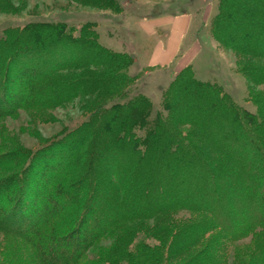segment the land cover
<instances>
[{
  "label": "trees",
  "instance_id": "obj_1",
  "mask_svg": "<svg viewBox=\"0 0 264 264\" xmlns=\"http://www.w3.org/2000/svg\"><path fill=\"white\" fill-rule=\"evenodd\" d=\"M81 1L115 8L113 0ZM209 33L247 60L239 71L254 113L190 64L156 103L129 74L133 56L102 46L88 23L0 30V120L71 100L87 115L33 151L0 150V192L9 185L0 235L33 264H79L103 239L112 248L100 264H226L228 248L246 238V264H264V0H220ZM100 194L102 220L88 230ZM181 211L190 217L176 218ZM144 223L112 238L120 226Z\"/></svg>",
  "mask_w": 264,
  "mask_h": 264
},
{
  "label": "rangeland",
  "instance_id": "obj_2",
  "mask_svg": "<svg viewBox=\"0 0 264 264\" xmlns=\"http://www.w3.org/2000/svg\"><path fill=\"white\" fill-rule=\"evenodd\" d=\"M3 1V5L0 4V30L41 21L65 22L74 27L85 23L92 25L102 46L114 53H129L133 56L134 65L129 74L137 76L135 85L145 89L146 94L153 97L156 103L159 102L160 88L167 87L174 73L190 64L201 80L225 83L231 88L238 105L249 112H255V105L246 101V80L239 71L247 66V60L218 45L209 33V24L220 0H113L115 8L107 5L98 7L81 0ZM184 17H187L190 24L187 34L180 41L176 58L168 66H151L149 62L153 52L164 47L167 42L169 21ZM183 53L184 56H181ZM83 108L82 102L71 100L61 107L40 114L16 112L12 117L0 120V133L3 132L0 134V150L8 151L15 147L27 153L35 150L63 131L85 121L87 115ZM8 187L5 184L0 192L1 202ZM101 197L100 194L94 204L96 219L104 209ZM209 197L207 203L211 201L212 195L209 194ZM178 217L187 219L190 215L181 211L177 213ZM99 220L102 219L88 224V230H97L95 228L101 223ZM221 222L227 224V218L221 216ZM149 225L151 223H144L142 228L139 224L120 226L114 234L112 231V238L116 235L118 238L122 229L136 228V231H142ZM142 235H135L133 243L142 240ZM124 241L129 242L130 239L124 235ZM69 243L74 245L71 240ZM111 244L112 239H103L79 264H100L96 257L111 251ZM200 248L194 249L189 257ZM251 252L250 238L238 241L228 248L225 262L246 264L245 256H252ZM26 255L27 252L19 243L16 245L10 238L0 235V264H33Z\"/></svg>",
  "mask_w": 264,
  "mask_h": 264
},
{
  "label": "crops",
  "instance_id": "obj_3",
  "mask_svg": "<svg viewBox=\"0 0 264 264\" xmlns=\"http://www.w3.org/2000/svg\"><path fill=\"white\" fill-rule=\"evenodd\" d=\"M170 29L168 33V39L164 47L157 48L151 57V66H168L177 56L181 39L187 34L190 23H188L187 17L176 18L173 21H169ZM184 56V53L183 55ZM153 60V62H152ZM184 61V60H183ZM159 62V63H158ZM179 63V62H178Z\"/></svg>",
  "mask_w": 264,
  "mask_h": 264
}]
</instances>
